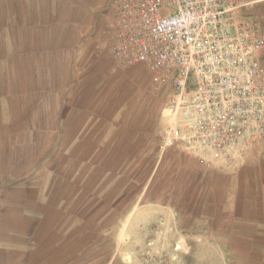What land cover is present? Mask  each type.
Returning a JSON list of instances; mask_svg holds the SVG:
<instances>
[{
  "label": "crops",
  "instance_id": "1",
  "mask_svg": "<svg viewBox=\"0 0 264 264\" xmlns=\"http://www.w3.org/2000/svg\"><path fill=\"white\" fill-rule=\"evenodd\" d=\"M228 1L264 22V0ZM116 10L117 0H0V264H99L97 217L140 205L148 175L135 167L153 139L152 173L177 213L233 231L222 236L263 261L264 143L229 166L162 151V109L131 87L141 69L109 52Z\"/></svg>",
  "mask_w": 264,
  "mask_h": 264
},
{
  "label": "built area",
  "instance_id": "2",
  "mask_svg": "<svg viewBox=\"0 0 264 264\" xmlns=\"http://www.w3.org/2000/svg\"><path fill=\"white\" fill-rule=\"evenodd\" d=\"M228 0H117L109 52L158 88L162 151L231 165L264 143V26Z\"/></svg>",
  "mask_w": 264,
  "mask_h": 264
},
{
  "label": "rangeland",
  "instance_id": "3",
  "mask_svg": "<svg viewBox=\"0 0 264 264\" xmlns=\"http://www.w3.org/2000/svg\"><path fill=\"white\" fill-rule=\"evenodd\" d=\"M239 12L252 16L264 26L263 11L256 6L243 7ZM262 62L264 65V57ZM140 69L131 79V87L136 93L145 95L147 98L145 104L153 107V111L162 109L168 97L170 85L156 88L151 82L150 74ZM150 141L152 143L149 146L152 148L147 149L146 154L141 151L144 153L143 156L140 153L145 164L135 167L137 170L146 169V176L148 175V190L140 205L130 214L119 212L123 208L118 205L114 214H102L97 217L104 226L99 230L98 244L94 245L91 252L97 253L98 263L264 264V260H251L248 248L235 244V240H227L223 237L233 231L208 229L207 225L196 216L193 221H190L186 214L177 213V206H171L170 199L167 197L170 195V190L166 189V185L168 187L170 183L163 182L162 175L152 173L155 164L152 157L157 150L155 140ZM132 153L135 156L138 154L135 150H132ZM137 170L135 178L140 179ZM137 188L135 187L132 192H136ZM162 192L167 193L164 199L158 197ZM90 202L91 200L84 205H89ZM161 203L166 204L162 206ZM85 233L86 231L81 232L84 236ZM228 241L230 245H227Z\"/></svg>",
  "mask_w": 264,
  "mask_h": 264
}]
</instances>
